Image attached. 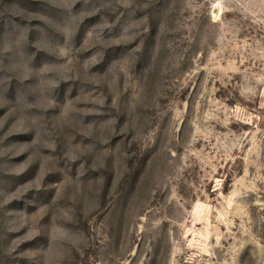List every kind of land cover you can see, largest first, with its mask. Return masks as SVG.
I'll list each match as a JSON object with an SVG mask.
<instances>
[{
	"label": "rangeland",
	"instance_id": "1",
	"mask_svg": "<svg viewBox=\"0 0 264 264\" xmlns=\"http://www.w3.org/2000/svg\"><path fill=\"white\" fill-rule=\"evenodd\" d=\"M0 264H264V0H0Z\"/></svg>",
	"mask_w": 264,
	"mask_h": 264
}]
</instances>
